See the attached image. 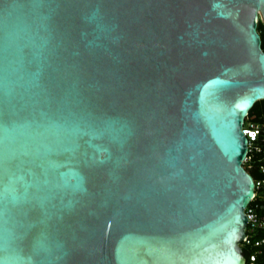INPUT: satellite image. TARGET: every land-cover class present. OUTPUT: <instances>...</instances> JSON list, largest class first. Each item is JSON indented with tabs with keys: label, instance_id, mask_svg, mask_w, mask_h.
<instances>
[{
	"label": "water",
	"instance_id": "water-1",
	"mask_svg": "<svg viewBox=\"0 0 264 264\" xmlns=\"http://www.w3.org/2000/svg\"><path fill=\"white\" fill-rule=\"evenodd\" d=\"M260 20L264 0H0V264H247Z\"/></svg>",
	"mask_w": 264,
	"mask_h": 264
},
{
	"label": "built area",
	"instance_id": "built-area-1",
	"mask_svg": "<svg viewBox=\"0 0 264 264\" xmlns=\"http://www.w3.org/2000/svg\"><path fill=\"white\" fill-rule=\"evenodd\" d=\"M243 130L248 138V154L244 166L256 169L258 176L255 179V194L245 208L248 220L247 236L241 243L249 247L247 264H257L259 257L264 255V120L255 112H249L245 117Z\"/></svg>",
	"mask_w": 264,
	"mask_h": 264
},
{
	"label": "trees",
	"instance_id": "trees-1",
	"mask_svg": "<svg viewBox=\"0 0 264 264\" xmlns=\"http://www.w3.org/2000/svg\"><path fill=\"white\" fill-rule=\"evenodd\" d=\"M258 29H259V32H260L261 37H262V46H263V49H264V22H262L261 20L259 21ZM250 111L251 112H255L257 115H259L261 117V119L264 120V99L257 101ZM249 172L254 177L258 176L257 172L254 171L253 169H249ZM260 235L263 236L264 235V231H262L260 233ZM243 249L245 251L246 257H248L249 251L246 248H243ZM257 264H264V255L259 257V260H258Z\"/></svg>",
	"mask_w": 264,
	"mask_h": 264
},
{
	"label": "rangeland",
	"instance_id": "rangeland-1",
	"mask_svg": "<svg viewBox=\"0 0 264 264\" xmlns=\"http://www.w3.org/2000/svg\"><path fill=\"white\" fill-rule=\"evenodd\" d=\"M253 170H254V171H257L256 169H253ZM245 248L249 251V247H248V246H246Z\"/></svg>",
	"mask_w": 264,
	"mask_h": 264
}]
</instances>
